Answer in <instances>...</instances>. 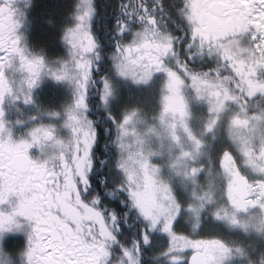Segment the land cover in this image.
I'll return each mask as SVG.
<instances>
[{"label": "snow or ice", "instance_id": "1", "mask_svg": "<svg viewBox=\"0 0 264 264\" xmlns=\"http://www.w3.org/2000/svg\"><path fill=\"white\" fill-rule=\"evenodd\" d=\"M237 6L235 23L218 35L205 36L193 27L190 16L192 6L190 2H186L181 9V17L187 25L186 34L189 37L186 47L189 50L196 47L202 54L215 57L219 66L217 76L220 77L221 72L231 74L227 79L221 78L219 81L229 91H232V82L235 81V91L242 95L250 97L257 90L264 94V82L255 81L257 70L264 67V0H237ZM94 12V6L89 3L87 10L74 17V25L66 29L62 36L72 54L74 65L82 74L74 109L66 114L65 126L72 131L74 137V147L68 152L64 151L63 141L55 135V125H39L29 130L27 139L19 140L14 139L12 130L7 128L2 105L5 96L11 95L12 90L6 79V61L17 56L27 75V92L22 98L24 104L33 102L31 89L38 82L46 65L43 57L25 56L18 35L13 36L9 32L5 39L7 29L0 32V256L7 257L6 264H16L13 252L23 245L24 264H111L113 250L119 249L120 264H141L143 251L152 242L150 233L159 228L168 237V248L161 254L169 258L170 264H194L189 257L175 255L176 249L172 248L173 241L179 235L176 229L181 225L183 206L171 194L170 186L165 189L169 193V199L162 201L157 197V206L149 208L137 199L135 192L129 191V185H118L113 192L107 193L111 203L119 209L117 212L106 206L105 190L92 178V153L97 146L98 133L94 122L88 117L86 85L93 71V62L101 59L99 45L91 34ZM10 13L15 19L14 10L7 0L0 3V17H7ZM125 16L128 19L117 21L120 39L115 42L110 55L115 77L132 79L137 84H148L155 73L160 72L170 78L169 90L175 92L176 84L179 83L175 81L176 73L181 77L187 73L194 82L198 98H203L199 96L197 84L206 80V74L201 76L189 67L192 63L191 51L175 66L169 63L177 55L175 40L170 34L160 31L147 4L142 3L138 14L125 11ZM136 21H139L138 27H134ZM241 36L248 37V46L241 44ZM50 74L57 80L67 78L66 73ZM248 81H253L252 87H247ZM113 95L111 81L103 78L101 101L107 104ZM212 96L216 104L212 105L209 101L210 112H219L228 99H236L235 96L224 97L219 84ZM16 99L21 101L20 97ZM170 108L180 117L187 131L186 118L189 112L186 102L178 96L175 106L167 103L163 105L165 112ZM52 115L58 116L59 113ZM110 118L115 122L114 116ZM128 119L129 117H125V121ZM84 125H87L90 140L81 139L85 135ZM211 126L210 124L208 130H211ZM49 143L58 149L54 156L41 158L40 155H29V149L37 147L42 151L43 146ZM196 144L199 149L201 142L196 141ZM229 157L231 153L225 150L221 156L222 168L223 161ZM232 159L235 160L234 157ZM202 170L203 166L199 169L194 167L191 173L198 176ZM260 174L264 175V168L260 170ZM244 179L247 181V177ZM225 199L233 206L234 211L264 209V179L249 182L247 195L242 200L235 201L226 182ZM69 205L75 209L70 220L65 218ZM133 213L142 222V241L135 240L133 248L129 249L121 243L119 237L125 231L126 221L122 220V216L129 217ZM213 218L224 217L215 212ZM230 222L236 225L238 219L234 216ZM25 225L29 229L26 232ZM199 226L198 219L193 228L198 230Z\"/></svg>", "mask_w": 264, "mask_h": 264}, {"label": "rangeland", "instance_id": "2", "mask_svg": "<svg viewBox=\"0 0 264 264\" xmlns=\"http://www.w3.org/2000/svg\"><path fill=\"white\" fill-rule=\"evenodd\" d=\"M190 2L192 3L191 0ZM89 3L92 4V0H76L73 5L76 15L86 11ZM57 4L59 9L61 5ZM194 6L191 7L193 14L191 20L193 26H196L197 12L196 5ZM74 23L75 20L72 19L66 25H62L61 33L64 34ZM62 42L65 51L53 58L52 67L53 72L66 73L67 78L57 80L51 74L49 77V80L59 88V105L56 109L59 115L53 116L43 111L33 117L34 119L26 117L21 115V110L24 105L22 98L27 91L23 96H18L21 101L16 97L10 98L4 109V119L7 121V128L12 130L14 139H27L29 130L39 125H55V135L64 144L73 143V133L65 126V120L69 110L74 109V100L78 94L76 92L79 91L77 87L82 80V74L74 65L72 54L63 39ZM169 63L174 64L173 58ZM94 64L95 62L91 67H94ZM45 65L44 73L48 68L51 69V66ZM232 71L235 72V69ZM107 78L112 83L114 95L103 105L110 117H115L117 129L114 174L123 185H129V191L135 192L137 199L149 208L157 206V197L162 201L169 199V193L165 189L170 186L171 194H174L175 199L183 206L181 226L184 228L181 231L177 230L179 235L172 243V248L176 249L174 254L189 257L187 252L190 248L182 247L181 242L193 240L200 242L201 246L210 248L211 264H264V209L234 211L233 206L225 199L227 182L232 199L240 200L235 195L232 183L233 168H238L244 176L251 178L252 183L264 179V175L260 174V170L264 168V110L255 115L246 114L244 109H237L241 103V96H238L235 87L229 91L207 74L206 80H201L197 84L199 96L203 98H198L194 82L187 73L184 77L176 73L175 81L179 83L176 84L175 92L169 90L170 78H166L160 72H156L148 84H137L132 79L117 78L113 68ZM217 84L219 89L223 90L224 97L235 96L236 99H228L219 112H210L209 101L212 105L216 104L212 93L217 91ZM252 86L253 81H248L247 87ZM259 92L257 90L255 93ZM74 93L75 96H69ZM178 96L187 104L189 112L186 118L187 131L172 108L167 112L163 109L166 103L175 106ZM14 104H17L15 109ZM125 117L129 119L125 121ZM210 124L211 130H208ZM84 127L83 139L90 140L87 136V125ZM196 141L201 142L199 149ZM71 148L64 145L66 152ZM225 150L231 153V157L223 161L222 168L221 156ZM57 151L58 149L49 143L42 151L40 148L37 149L33 156L40 155L41 158H46L54 156ZM82 151L83 149L81 153ZM232 157L235 158L234 161ZM201 166L203 170L198 176H193L191 169L194 167L199 169ZM132 185L135 187H131ZM74 211L75 209L69 205L65 218L70 220ZM215 212H219L224 218L214 219ZM234 216L238 219L236 225L230 222ZM198 219L200 226L196 230L193 225ZM28 230V226L25 225L24 231ZM156 231L165 237L168 243V237L159 228ZM200 231L209 232L210 235L201 236ZM24 251L23 245L14 250L16 264H24ZM158 258L162 259V264H170L167 256L160 253ZM6 260L7 257L0 256V264H6Z\"/></svg>", "mask_w": 264, "mask_h": 264}, {"label": "trees", "instance_id": "3", "mask_svg": "<svg viewBox=\"0 0 264 264\" xmlns=\"http://www.w3.org/2000/svg\"><path fill=\"white\" fill-rule=\"evenodd\" d=\"M190 0H93L92 5L95 8L94 15L91 20V34L94 36L99 45V52L101 59L95 62V68L92 71V79L95 83H101L103 78H107L111 69L112 62L110 55L115 47V42L120 39L118 35V20L128 19L125 16V11L129 13L138 14L141 9L142 3H146L151 15H153L160 28V31L165 34H170L175 40L176 57H173L175 66L178 61L184 60L189 51L192 53V63L189 67L193 72L200 75H210L216 80L220 81L221 78L227 79L231 74L228 72H221L220 77L217 76L219 66L216 64L215 57L198 52V48L193 47L189 50L186 45L188 43L187 25L181 17L182 6ZM191 3V2H190ZM64 4V1L60 4ZM65 5V4H64ZM127 6L125 9L124 6ZM37 10L39 15L42 16L44 22H52L60 26V8L58 4L51 1L37 2ZM191 13V11H190ZM139 26V21L134 23V27ZM43 32L40 37L33 40L35 45L43 48L55 49L56 33L49 26H43ZM61 52H59L60 55ZM237 75V73H236ZM238 76V75H237ZM235 83V81H233ZM232 83V88L235 87ZM237 92V91H236ZM241 96L240 106L237 109H244L247 113L259 114L264 110V94L261 92L255 93L248 97L237 92ZM233 106V105H232ZM89 118L94 122L96 131L98 133L97 146L93 150L94 166L92 170V178L100 184L101 189L105 190V204L110 210H116L115 206L111 203L107 193L113 192L118 185L123 183L119 177L114 174L113 165L117 158L116 150V135L117 129L115 122L112 121L110 115L105 110L104 105L98 101L97 98L91 97L89 101ZM106 187V189H105ZM122 220L126 221L124 224V235L119 237L121 243L129 249L133 248L135 240H141L142 222L133 213L131 216H122ZM184 227L180 225L176 232L183 230ZM178 230V231H177ZM152 237L151 244L144 249L141 264H162V259L158 255L162 253L166 247V238L158 234L157 231L150 234ZM199 235L208 237L209 232L200 231ZM143 248V244L141 243ZM120 262L119 249H114L112 252L111 264H118Z\"/></svg>", "mask_w": 264, "mask_h": 264}, {"label": "flooded vegetation", "instance_id": "4", "mask_svg": "<svg viewBox=\"0 0 264 264\" xmlns=\"http://www.w3.org/2000/svg\"><path fill=\"white\" fill-rule=\"evenodd\" d=\"M38 0H7L11 5V8L14 10L15 19L12 18L10 13L7 17H0V32H5L4 38H7V33H11L13 36H19V44L23 49V52L26 57H43L44 64L51 66V69H47L44 73V70L39 76V80L36 85L31 89L32 94V103L24 104L21 110V115L36 117L40 112L46 111L50 115L52 113H57V107L59 105V88H57L51 80H49L50 73L53 72L52 62L53 58L59 56L65 51L64 43L62 42L61 27L66 25L70 20L74 19L73 16L76 15V10L73 8V5L76 0H49L51 2H56L61 4L64 1V4L60 7V26L53 24L52 22H44L42 16L39 15V10H37ZM48 1V0H41ZM192 8L195 7L197 12L196 20L197 25L193 26L200 33L205 36L209 35H218L224 29L230 27L231 24L235 23L234 17L236 11L238 10L237 0H191ZM5 0H0V3H4ZM93 2V0H92ZM196 2V3H195ZM26 14V15H25ZM190 16L193 17L192 9ZM192 19V18H191ZM238 19V17L236 18ZM6 21V23H5ZM49 26L56 33V44L55 49L43 48L39 45H35L33 40L40 37L42 34L43 26ZM240 42L243 46L249 45V39L247 36H241ZM200 52V50H198ZM6 79L9 82V85L12 90L11 95H6L4 98L3 108H6L8 100L18 96H23L25 91H27V75L21 67V61L17 56H13L9 61H6ZM95 68L92 67V70ZM258 75L255 77L256 82H264V67H261L257 70ZM92 75V74H91ZM78 88V87H77ZM73 90V89H72ZM23 92V93H22ZM79 92V91H78ZM76 92V93H78ZM103 92V81L101 83H95L90 76L88 83L86 85V100L88 106V117H89V101L91 97H95L102 104L100 97ZM70 94L69 96H75V94ZM17 104H14L13 109H15ZM247 114V112H246ZM86 127V126H85ZM84 127V128H85ZM83 137L81 139L83 140ZM85 138V137H84ZM66 142L64 145L68 147H74L73 143ZM44 147V146H43ZM71 148V149H72ZM37 147L35 150L29 149V155L33 156L34 152H37ZM82 148L80 149V151ZM34 157V156H33ZM240 171H237V168H233L234 175ZM242 177H247V182H252L251 178L244 176L240 172ZM233 183V180H232ZM234 185V184H233ZM235 192V186H234ZM247 195V194H246ZM245 195V196H246ZM242 200V199H241ZM182 247L190 248L187 252L189 257H202L207 259L206 264H211L212 255L210 248L201 246L200 242H181Z\"/></svg>", "mask_w": 264, "mask_h": 264}, {"label": "water", "instance_id": "5", "mask_svg": "<svg viewBox=\"0 0 264 264\" xmlns=\"http://www.w3.org/2000/svg\"><path fill=\"white\" fill-rule=\"evenodd\" d=\"M233 184L235 186V195L238 199H243V197L247 194L248 190V182L242 177L240 172H237L233 178ZM194 264H206L207 259L202 257H194L192 258Z\"/></svg>", "mask_w": 264, "mask_h": 264}]
</instances>
